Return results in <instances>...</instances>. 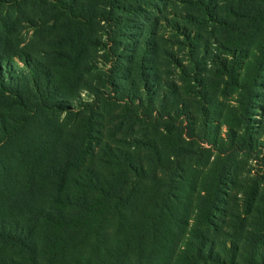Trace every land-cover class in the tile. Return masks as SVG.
Listing matches in <instances>:
<instances>
[{"label": "rangeland", "instance_id": "1", "mask_svg": "<svg viewBox=\"0 0 264 264\" xmlns=\"http://www.w3.org/2000/svg\"><path fill=\"white\" fill-rule=\"evenodd\" d=\"M1 11L0 53L28 55L38 72L31 77L18 57L0 61L14 88L0 84V220L56 129L87 126L110 163L136 157L140 169L119 176L137 186L120 193L130 203L109 201L105 244L68 250L53 264L259 263L263 0H10ZM142 74L161 98L146 108L126 97L148 104ZM123 165H106L107 174ZM203 235L223 261L195 262ZM0 264H29L28 254L0 241Z\"/></svg>", "mask_w": 264, "mask_h": 264}, {"label": "trees", "instance_id": "2", "mask_svg": "<svg viewBox=\"0 0 264 264\" xmlns=\"http://www.w3.org/2000/svg\"><path fill=\"white\" fill-rule=\"evenodd\" d=\"M9 1L0 0V25L5 30L8 16L1 8ZM55 3L59 7L63 6V0H55ZM1 36L3 37L2 29ZM258 51L264 54L262 48ZM17 57L21 58L32 71L31 77L38 72L35 70L36 65H33L35 61L30 56L25 55L22 58L18 56V52H12L7 56L0 53V61L6 63ZM151 76L142 74L148 104L140 96L135 98L132 95L126 96L139 108L153 106V103L158 104L161 100ZM4 77H0V84L8 90L14 89L11 81L6 82ZM136 100L140 102L134 103ZM128 104L130 105L131 101H127ZM53 105L63 111H72L62 103ZM91 135L92 131L87 126H83L82 129L78 128V125L66 129L57 128V139L47 144L49 148L26 168L22 182H17L16 190L20 189L21 196H24H20V201L13 203L10 213L7 212L8 215L0 220V241L25 251L29 264H53L55 258H60V255L68 250L81 255L82 250L79 248L84 249L93 242L105 244L107 235L102 227L104 216L109 214V201L117 199L118 203L122 200L123 205L130 203L131 197L126 198L120 193L124 191L126 184L135 188L137 183L119 175H122L124 170L140 169V166L137 167L136 157L131 152L125 155L115 154L114 162L110 163L105 158L106 146L101 144L99 152H96ZM122 163L124 169L118 175L107 174L106 165L121 167ZM143 168L141 166L142 170ZM116 176L121 182L113 180L112 177ZM85 193L92 195L87 196ZM119 208L120 204L119 207L118 204H114V209L120 211ZM202 237L203 242L194 245L195 262H202L204 256L217 263L223 261L220 260V251L215 252L214 248H208L209 238L205 235ZM254 260L252 258L249 262L264 264V256L259 257V263ZM78 264H82L81 261L78 260Z\"/></svg>", "mask_w": 264, "mask_h": 264}]
</instances>
